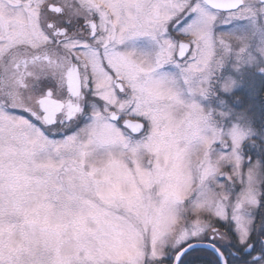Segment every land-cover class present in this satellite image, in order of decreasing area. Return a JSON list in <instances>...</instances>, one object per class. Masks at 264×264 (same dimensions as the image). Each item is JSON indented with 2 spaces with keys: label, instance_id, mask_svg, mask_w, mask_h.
I'll list each match as a JSON object with an SVG mask.
<instances>
[{
  "label": "snow or ice",
  "instance_id": "obj_1",
  "mask_svg": "<svg viewBox=\"0 0 264 264\" xmlns=\"http://www.w3.org/2000/svg\"><path fill=\"white\" fill-rule=\"evenodd\" d=\"M0 264H264V0H0Z\"/></svg>",
  "mask_w": 264,
  "mask_h": 264
}]
</instances>
